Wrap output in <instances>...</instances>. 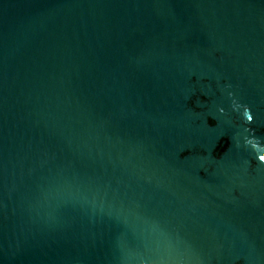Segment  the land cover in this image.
Listing matches in <instances>:
<instances>
[{
  "label": "water",
  "instance_id": "95a60500",
  "mask_svg": "<svg viewBox=\"0 0 264 264\" xmlns=\"http://www.w3.org/2000/svg\"><path fill=\"white\" fill-rule=\"evenodd\" d=\"M264 0H0V264H264Z\"/></svg>",
  "mask_w": 264,
  "mask_h": 264
},
{
  "label": "snow or ice",
  "instance_id": "6c2138e0",
  "mask_svg": "<svg viewBox=\"0 0 264 264\" xmlns=\"http://www.w3.org/2000/svg\"><path fill=\"white\" fill-rule=\"evenodd\" d=\"M261 159H264V157H261Z\"/></svg>",
  "mask_w": 264,
  "mask_h": 264
}]
</instances>
